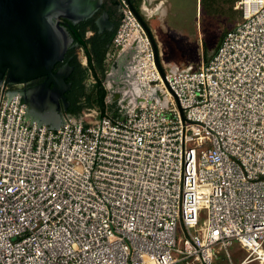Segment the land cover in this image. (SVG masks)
<instances>
[{
  "label": "built area",
  "instance_id": "obj_1",
  "mask_svg": "<svg viewBox=\"0 0 264 264\" xmlns=\"http://www.w3.org/2000/svg\"><path fill=\"white\" fill-rule=\"evenodd\" d=\"M120 5L128 39L147 42L123 119L82 111L49 129L0 84V264H213L216 246L264 264V0L235 3L197 69L163 72Z\"/></svg>",
  "mask_w": 264,
  "mask_h": 264
},
{
  "label": "water",
  "instance_id": "obj_2",
  "mask_svg": "<svg viewBox=\"0 0 264 264\" xmlns=\"http://www.w3.org/2000/svg\"><path fill=\"white\" fill-rule=\"evenodd\" d=\"M102 0H0V83H20L45 76L42 83L27 92H12L20 95L25 105V118L49 129H57L64 121L68 101L64 93L70 88L65 79L73 69L66 63L53 72L57 62L63 60L66 51L72 46L71 24L90 17L100 7ZM129 2V0H128ZM134 10V7L131 5ZM135 12V11H134ZM66 19V25L59 24V18ZM104 19L107 14L104 13ZM140 19V17H139ZM100 19L96 21L99 25ZM148 32L155 51L158 69V50L149 28L140 19ZM127 49L122 50L107 64L103 76V86L107 93L117 86V99L127 102V110L139 104L141 86L134 80L130 67L125 61ZM122 67L118 76L116 69ZM156 88L149 90V99ZM109 94L106 95V101ZM63 102V110L59 102ZM123 119L124 114H120Z\"/></svg>",
  "mask_w": 264,
  "mask_h": 264
},
{
  "label": "rangeland",
  "instance_id": "obj_3",
  "mask_svg": "<svg viewBox=\"0 0 264 264\" xmlns=\"http://www.w3.org/2000/svg\"><path fill=\"white\" fill-rule=\"evenodd\" d=\"M165 1V7H168V9L166 8L167 14L165 13L166 16H164V21L169 28V34L163 35L164 37H159V35L156 33V42L158 44V51L163 53L161 58L166 60L179 59L177 60L179 61L178 65H180L181 61H186L187 63L192 62L194 66H196L200 58V55L198 54L201 50L199 49L203 46L202 48L204 57H207L213 53L224 33L234 24V22L240 18L239 12L233 9V5L235 3L234 0H212V4L207 6V10L206 7L201 8V13L200 9L199 12L196 13L195 0ZM215 2H217V4H215ZM135 4L138 6L137 0ZM148 7L149 11L143 12L140 9L138 11L142 20L149 28L148 23L155 18L154 15L150 13V6ZM123 19L124 16L121 12L120 21L116 29V33L119 35L117 37L119 43H113L108 50L109 54L106 56L108 64H110L117 54L123 50V46L127 42L128 35L133 32L131 22L127 19ZM178 25H180V27H178ZM141 27L143 26L141 25ZM177 29L184 30H181L182 32L178 33ZM188 35L190 39L193 40L196 38L198 40L201 39L202 44L199 45V47H197V44H188L186 48L179 47V38L182 37L185 41H188ZM198 40L196 42H198ZM198 216L199 218L203 219L206 216L205 210H202ZM215 250L217 253L216 257H213V264H229L224 250L219 246H216ZM227 251L231 255L233 263H237L246 254L237 243H234L228 248ZM251 264L256 263L253 262Z\"/></svg>",
  "mask_w": 264,
  "mask_h": 264
},
{
  "label": "flooded vegetation",
  "instance_id": "obj_4",
  "mask_svg": "<svg viewBox=\"0 0 264 264\" xmlns=\"http://www.w3.org/2000/svg\"><path fill=\"white\" fill-rule=\"evenodd\" d=\"M121 11L122 10L120 0H102L100 7H98L90 17L77 21L71 24L70 27L68 26V29L70 31H73V41L71 43L72 46L66 51L63 60L57 62L53 68V72H56L59 68H62L66 63H68L70 66H73V69L70 71V73L65 79L66 82L70 83V88L64 93L66 99V94L72 91V82L70 78L74 73V65L71 64V61L76 59L82 65V67L85 68L89 63V55L95 58L100 57L101 55H103L105 49L107 48L105 52L106 56L108 50L111 47L112 40L117 29V23L120 21ZM104 13L107 14V19H104ZM98 19H100L99 25L96 24V21ZM86 21L92 22V26H89L85 30L84 36L81 38L78 32L81 29L82 23ZM66 23L67 21L65 18H59L60 25H66ZM92 40L93 42H91ZM107 64L108 62H106L105 58V68L107 67ZM44 79L45 76H38L26 82L5 84L4 82H1L0 84H2L3 87L10 92H27L30 89L36 87L38 84L42 83ZM116 88L117 86L111 88V91L109 92V98L107 100L109 104L110 114H124L127 111V102L122 100L124 98L117 99ZM67 101L68 105L66 111L70 106V102L68 99ZM59 103L61 109L63 110V102L60 101ZM66 111L64 112L66 113Z\"/></svg>",
  "mask_w": 264,
  "mask_h": 264
},
{
  "label": "trees",
  "instance_id": "obj_5",
  "mask_svg": "<svg viewBox=\"0 0 264 264\" xmlns=\"http://www.w3.org/2000/svg\"><path fill=\"white\" fill-rule=\"evenodd\" d=\"M235 1L236 0H234V2ZM135 2L136 0H129V4L134 7L135 13L142 20ZM209 4H212V0H207V3L206 0H200L201 8L206 7L207 10ZM215 4H217V2H215ZM144 24L146 23L144 22ZM89 26H92V22L86 21L82 23L81 29L78 32L81 38L84 36L85 30ZM91 42H93V40ZM106 50L107 48L105 52ZM105 52L97 58L89 55V63L85 68H83L76 59L71 61V64L74 65V73L70 78L72 82V91L66 94L70 102V106L66 113L76 117H78L82 111L90 112L93 110L99 115L103 112L110 114L109 104L106 101L107 92L102 81L105 71Z\"/></svg>",
  "mask_w": 264,
  "mask_h": 264
},
{
  "label": "crops",
  "instance_id": "obj_6",
  "mask_svg": "<svg viewBox=\"0 0 264 264\" xmlns=\"http://www.w3.org/2000/svg\"><path fill=\"white\" fill-rule=\"evenodd\" d=\"M195 1H196V4H195L196 13L199 12V9H200V13H201V6L199 5V0H195ZM237 1L238 0H236L235 3ZM137 2H138V6H137L138 10L140 9L141 11L145 12V11H149V7L148 6H150V8H151L150 9L151 10L150 13L152 15H154L155 19H152L148 23V26H149L150 33L152 35V38L155 41V44H156L157 50H158V44L156 42L157 41V37H156L155 34L157 33L159 35V37L163 36V35H166V34H169V28L165 24V21H164V16H166V14H167L166 13V8L168 9V7H165V2L166 1L165 0H137ZM235 3L233 5V9H235L234 8L235 7ZM239 15H240V13H239ZM178 27H180V25H178ZM200 27H201V25H200ZM181 30L183 31L184 29H180V30L177 29V32L180 33V32H182ZM160 32H162V33H160ZM187 39H188V41H185L184 38H182V37L179 38L178 46L186 48V46H188V44H197V47H199V45L202 44L201 39L198 40L196 38L198 40V42H196L197 40L196 39L195 40L190 39L189 35H188ZM219 43H220V41H219ZM202 47L199 49V50H201L199 52V54H198V55H200V58H199V62L196 64V66H194V64L192 62L187 63L186 61H184V62L181 61L180 65H178L179 61H177V60H179V59H172V60L162 59L161 56H163V53L159 52V51H158V58H159L160 64L162 66H165L166 70H179V69H191V70H194V69H197L201 64H203L212 55V53H211L209 56L204 57L203 56V48ZM216 48H217V46H216ZM178 66H180V67H178Z\"/></svg>",
  "mask_w": 264,
  "mask_h": 264
},
{
  "label": "bare ground",
  "instance_id": "obj_7",
  "mask_svg": "<svg viewBox=\"0 0 264 264\" xmlns=\"http://www.w3.org/2000/svg\"><path fill=\"white\" fill-rule=\"evenodd\" d=\"M145 42L138 35L135 34L128 39L126 45L123 48V50L124 49L129 50L128 54L125 56V61L127 60V64L130 63V65L132 66L137 64L139 60L146 59L147 56L145 54ZM143 60L141 62H143ZM119 70L121 71L122 67L115 70L114 76L119 75L120 73ZM129 73H132L133 77L135 76L134 67H130Z\"/></svg>",
  "mask_w": 264,
  "mask_h": 264
}]
</instances>
